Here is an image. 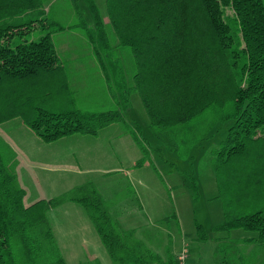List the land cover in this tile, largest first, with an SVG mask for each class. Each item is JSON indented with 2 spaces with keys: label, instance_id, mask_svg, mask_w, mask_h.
Returning <instances> with one entry per match:
<instances>
[{
  "label": "trees",
  "instance_id": "trees-1",
  "mask_svg": "<svg viewBox=\"0 0 264 264\" xmlns=\"http://www.w3.org/2000/svg\"><path fill=\"white\" fill-rule=\"evenodd\" d=\"M83 1L93 26L78 0H71L78 22L65 25L46 15L44 0H0V123L20 118L45 142L96 136L112 123L125 122L122 110L130 106L129 94L137 92L149 127L169 132L162 137L177 152L187 134L206 131L200 117L230 121L226 138L211 152L223 207V221L212 231L241 229L249 233L241 243L264 247V0H107L117 46L128 49L134 61L131 86L120 58L110 53L99 8L94 0ZM66 30L87 39L117 108L75 106L53 42V34ZM177 125L184 128L177 131ZM136 131L139 126L131 134L142 157L134 167L147 156ZM10 151H0V264H65L46 216L48 203L24 205ZM191 182L196 195L195 179ZM66 197L84 208L113 264H180L174 256L161 259L134 230L124 229L91 182L58 201ZM195 226L197 239L206 241L202 226ZM222 239L215 238L220 253L228 254L233 242ZM250 260L239 255L233 264H255Z\"/></svg>",
  "mask_w": 264,
  "mask_h": 264
},
{
  "label": "rangeland",
  "instance_id": "rangeland-1",
  "mask_svg": "<svg viewBox=\"0 0 264 264\" xmlns=\"http://www.w3.org/2000/svg\"><path fill=\"white\" fill-rule=\"evenodd\" d=\"M94 1L105 25L110 53L120 58L126 82L131 86L135 67L132 55L128 49L117 46L118 41L106 12L107 0ZM44 5L49 18L64 25L78 22L71 0H52L49 4L44 0ZM78 5L87 24L93 26L86 3L78 0ZM226 13L230 14V9ZM53 42L59 58L64 62L70 87L75 92V106L99 111L117 108L84 35L76 30L57 32L53 34ZM129 101V108L122 110L125 122L112 123L96 136L73 134L54 142H45L24 122L11 121L14 118L7 120L10 121L7 125V121L1 122L0 135L5 138L6 127L15 125L8 141L19 152V175L26 193L24 205L39 200L47 202L51 198V210L46 211L49 223L55 219L56 223L67 224V221L61 220L64 214L87 216V213L80 205L68 201L67 197L59 204H55L53 199L60 200L67 192L70 193L68 190L73 186L91 182L109 210L114 208L110 213L112 217L119 215L120 224L135 227V237L163 260L168 255H184L185 264H233L239 255H245L251 259L249 263L264 264V247L240 242L248 232L241 229L229 234L212 231L223 221V207L218 197L211 152L226 138L232 122L216 121L207 115L200 117L204 118L203 129L206 131L195 132L193 136L187 134V139L176 152L163 139L166 137L163 134L169 132H157L149 127L137 92L129 94ZM199 120L193 124L196 125ZM136 125L140 127V132L136 133L145 143L147 156L144 164L133 168L134 161L142 157L131 134ZM122 128L127 134L119 136ZM176 128L180 131L184 126ZM193 137L196 140L192 142ZM179 139H184V136L180 135ZM0 151L5 155L11 154L1 136ZM192 178L196 182V195L191 187ZM63 202L71 203L57 207ZM73 205H77V209L73 210ZM196 223L207 234L206 241L197 239ZM70 230L76 231V226ZM96 238L100 242V238ZM215 238H224L222 243H226L227 238L232 240L233 246L229 242L228 254L220 253V241ZM104 252L107 256L106 249ZM70 254L64 255L68 257ZM88 255V252L81 255L84 264H89L86 261ZM69 264L72 262L69 261Z\"/></svg>",
  "mask_w": 264,
  "mask_h": 264
},
{
  "label": "crops",
  "instance_id": "crops-1",
  "mask_svg": "<svg viewBox=\"0 0 264 264\" xmlns=\"http://www.w3.org/2000/svg\"><path fill=\"white\" fill-rule=\"evenodd\" d=\"M18 119H20V118H14L11 121H17V122L23 123V121L21 119L20 120H18ZM9 122L10 121L5 122L6 125L9 124ZM109 126H107V127H109ZM14 127H15V125H12L11 127H6L5 134H6L7 138H5L3 135H0V136L3 138V141L9 146V148L15 153V158H16L15 171L17 174V179H18L19 185L23 188V183L20 179L21 177L19 175V167H18V165L20 166V163L18 161L19 157H20L19 152L8 141L10 132H12ZM18 127H21V126L18 125ZM107 127H105V128H107ZM105 128H103V129H105ZM121 134H127L124 131V128H122L119 136ZM136 161H134V163ZM132 165H133V163H132ZM133 168H134V166H133ZM73 188H74V186L68 191H70V193H71ZM66 194H67V196L69 195L68 192ZM135 197H137L136 193H135ZM25 199H26V193L24 194V197H23V203L25 202ZM50 199H48V201H47L48 206H49L47 209V212H50V210H51L50 204L52 203V200H50ZM68 201H70V200L68 199ZM53 202L55 204H59V202H61V201L53 199ZM64 203H68V205H70L69 203H71V202H63L61 205H59L57 207L62 206ZM72 203L77 204L75 202H72ZM24 204H26V203H24ZM30 204H28V205H30ZM28 205H26V206H28ZM119 205H121V204H119ZM72 207H73L72 208L73 210L77 209V205H73ZM80 207H82V206L80 205ZM111 210L113 212L114 208L113 209L111 208L109 210L110 213H111ZM114 216H115L116 220L121 223V217H119V215H114ZM61 220L67 221L68 223L62 225L61 223H56V221L54 219L53 223L50 222V226H51V230L53 232L54 238L58 244L59 250L62 253L63 258L65 260V264H69V261H71L72 264H84L85 260H84L83 256L81 257V255H82V253H86V252L89 253V255H88L89 259L86 260V261H89L88 262L89 264H113L112 261L110 260L109 256L105 255V252H104L105 248L102 245L101 241L98 242L96 237L99 238V236L97 235L96 231L94 230V227H93L88 216H85V214H67V215L64 214L63 219H61ZM74 226H76L77 230L76 231L70 230L71 227H74ZM121 226L127 230L128 229H132V230L135 229V227L130 226V225H123V223L121 224ZM94 235H96V236H94ZM65 253H68V254L71 253V254L68 257H66L64 255ZM174 257L177 259V257L175 255H174Z\"/></svg>",
  "mask_w": 264,
  "mask_h": 264
},
{
  "label": "built area",
  "instance_id": "built-area-1",
  "mask_svg": "<svg viewBox=\"0 0 264 264\" xmlns=\"http://www.w3.org/2000/svg\"><path fill=\"white\" fill-rule=\"evenodd\" d=\"M184 257H185L184 255L177 256V260L179 261L180 264H185L184 263Z\"/></svg>",
  "mask_w": 264,
  "mask_h": 264
}]
</instances>
